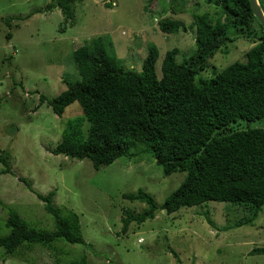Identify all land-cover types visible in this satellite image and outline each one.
<instances>
[{
  "label": "rangeland",
  "instance_id": "rangeland-1",
  "mask_svg": "<svg viewBox=\"0 0 264 264\" xmlns=\"http://www.w3.org/2000/svg\"><path fill=\"white\" fill-rule=\"evenodd\" d=\"M55 1L0 0V156L8 159L12 173L1 174L0 164V224L11 207L30 228L55 231L43 203L18 181L24 178L35 193L55 192L54 204L62 215L77 214L86 245L63 243L75 255L72 259L86 256L88 264H264V256L249 255L253 249L264 248V210L248 225L244 224L248 213L227 203L210 202L167 215L160 207L181 185L185 173L164 176L146 153L120 158L99 170L86 159L54 156L50 151L60 143L65 124L81 111L73 103L59 118L47 104L39 106V95L53 99L67 90L63 80L80 79L72 54L85 44L93 45L92 40L109 36L114 48L109 57L137 73L147 47L156 46L155 68L160 77L167 51L177 49L179 63L194 53L195 32L164 34L158 21L180 20L189 27L203 15L216 20L220 9L204 0H83L73 5L71 24L59 8L46 10ZM27 15L31 16L16 20ZM10 18H15L11 29L5 25ZM230 37L225 50L221 48L208 60L200 78L244 62L246 52L257 42ZM247 128L264 129V117L236 129ZM141 149L138 145L131 151L138 154ZM138 190L149 194L158 210L154 219L139 226L132 223L123 234L122 211L137 214L146 209L143 203L124 199ZM56 258L53 251L35 245L5 261L0 258V264H55Z\"/></svg>",
  "mask_w": 264,
  "mask_h": 264
},
{
  "label": "trees",
  "instance_id": "trees-1",
  "mask_svg": "<svg viewBox=\"0 0 264 264\" xmlns=\"http://www.w3.org/2000/svg\"><path fill=\"white\" fill-rule=\"evenodd\" d=\"M204 1L220 9L216 20L203 15L189 27L180 20L158 21V29L164 34L195 32L194 53L179 63L178 50L167 51L160 77L155 68L159 57L156 46L147 47L141 72L137 73L123 69L113 56L109 57L114 48L106 35L73 52L80 79L63 80L67 90L53 99L39 95V106L47 104L59 118L73 103L81 111L65 124L60 143L50 151L52 155L86 159L99 170L123 157L149 154L164 176L186 174L160 210L171 215L210 202L227 203L248 213L244 222L248 225L264 210V129L236 128L264 117V30L248 0ZM76 2L83 0H56L46 10L59 8L72 24ZM257 2L264 14V0ZM14 20L6 19L5 25L11 29ZM230 35L257 42L246 52L244 62L236 61L212 71L208 78H200L208 60L221 48L225 50ZM6 39H11L10 33ZM138 145L142 149L133 153L131 150ZM7 160L0 156L4 167L1 174L12 175ZM18 181L43 203L45 212L53 218L55 231L30 228L16 211L6 208L8 217L0 224V258L5 261L37 245L58 255L55 264H88L86 256L72 259V250L63 245H86L77 214L69 211L62 215L54 204L55 192L44 196L35 193L26 179ZM124 199L143 203L146 209L137 214L129 209L122 211L123 234L132 223L139 226L154 219L158 208L149 194L138 190L124 195ZM249 255L264 256V248L253 249Z\"/></svg>",
  "mask_w": 264,
  "mask_h": 264
},
{
  "label": "water",
  "instance_id": "water-1",
  "mask_svg": "<svg viewBox=\"0 0 264 264\" xmlns=\"http://www.w3.org/2000/svg\"><path fill=\"white\" fill-rule=\"evenodd\" d=\"M250 3L251 10L258 23L264 30V14L262 13L257 0H248Z\"/></svg>",
  "mask_w": 264,
  "mask_h": 264
}]
</instances>
